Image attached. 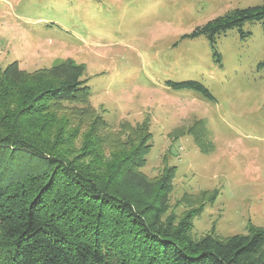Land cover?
Returning a JSON list of instances; mask_svg holds the SVG:
<instances>
[{
	"label": "rangeland",
	"instance_id": "obj_1",
	"mask_svg": "<svg viewBox=\"0 0 264 264\" xmlns=\"http://www.w3.org/2000/svg\"><path fill=\"white\" fill-rule=\"evenodd\" d=\"M262 2L0 0V69L13 61L29 72L81 66L91 95L66 112L86 109L110 131L146 121L151 148L141 171L154 177L175 167L169 212L179 216L203 191L216 195L193 218L191 237L247 233L248 224L264 228V29L245 22L244 37L229 29L214 47L188 35ZM169 81L200 82L210 96Z\"/></svg>",
	"mask_w": 264,
	"mask_h": 264
},
{
	"label": "trees",
	"instance_id": "obj_2",
	"mask_svg": "<svg viewBox=\"0 0 264 264\" xmlns=\"http://www.w3.org/2000/svg\"><path fill=\"white\" fill-rule=\"evenodd\" d=\"M252 21L264 29V0L188 36L214 47L215 35L239 28L244 37L241 27ZM258 66L264 70V59ZM86 81L69 61L0 69V264H264L263 227L191 237L193 218L216 195L203 191L179 216L170 213L175 167L154 177L141 171L151 148L147 122L110 131L98 115L75 110L91 95ZM169 84L210 96L197 81Z\"/></svg>",
	"mask_w": 264,
	"mask_h": 264
}]
</instances>
